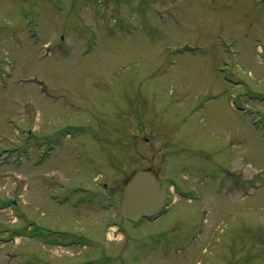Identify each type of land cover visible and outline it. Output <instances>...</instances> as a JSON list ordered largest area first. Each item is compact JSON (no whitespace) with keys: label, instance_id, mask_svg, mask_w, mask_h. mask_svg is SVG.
Returning <instances> with one entry per match:
<instances>
[{"label":"rangeland","instance_id":"rangeland-1","mask_svg":"<svg viewBox=\"0 0 264 264\" xmlns=\"http://www.w3.org/2000/svg\"><path fill=\"white\" fill-rule=\"evenodd\" d=\"M0 264H264V0H0Z\"/></svg>","mask_w":264,"mask_h":264},{"label":"water","instance_id":"water-1","mask_svg":"<svg viewBox=\"0 0 264 264\" xmlns=\"http://www.w3.org/2000/svg\"><path fill=\"white\" fill-rule=\"evenodd\" d=\"M165 195L157 182V176L149 169L133 173L124 184L120 202V215L130 222L150 219L160 213Z\"/></svg>","mask_w":264,"mask_h":264},{"label":"flooded vegetation","instance_id":"flooded-vegetation-1","mask_svg":"<svg viewBox=\"0 0 264 264\" xmlns=\"http://www.w3.org/2000/svg\"><path fill=\"white\" fill-rule=\"evenodd\" d=\"M104 188H105V185L103 184L102 185ZM174 191H176V190H174ZM175 193H179V190H177ZM75 195L73 196L74 198L72 199V205H73V208H76V207H78L80 204H81V199L79 200V199H77V197H75L76 196V193H74ZM93 194V193H92ZM95 194V193H94ZM90 195V197H89V201H91V199H93V197H95V195ZM91 198V199H90ZM70 200V196H68V195H64L63 196V201H62V204L61 205H64V203L66 202V201H69ZM123 221H124V219H122ZM120 231H121V228H119V227H117ZM75 229V228H74ZM65 234H67V232H64V235ZM69 236V235H68ZM81 235H80V233L79 232H76V230L72 233V235H71V238L70 237H68V240H69V242H68V245L69 244H71V245H73V246H75V245H79L80 244V241H81ZM84 238H87V237H85L84 236ZM107 259H109V258H111L110 256H108V255H104ZM104 258V257H103Z\"/></svg>","mask_w":264,"mask_h":264}]
</instances>
